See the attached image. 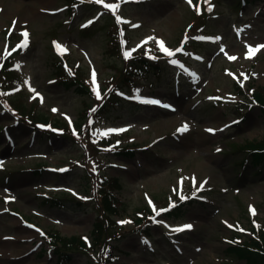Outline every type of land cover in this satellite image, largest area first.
<instances>
[{
  "label": "rangeland",
  "instance_id": "374dc122",
  "mask_svg": "<svg viewBox=\"0 0 264 264\" xmlns=\"http://www.w3.org/2000/svg\"><path fill=\"white\" fill-rule=\"evenodd\" d=\"M134 2L76 4L73 14L67 0H0V68L14 48L25 91L0 100V124L18 126L11 142L0 136V264H246L225 255L236 229L247 239L253 222L264 226V165L260 172L244 173L241 150L244 139L264 140V114L251 98L256 87L264 89V47L258 48L264 46V0ZM103 3L117 4L110 10L130 19L117 16L126 28L123 53L157 58L162 71L138 80L146 84L142 90L112 91L119 104L97 111L92 94L58 82L55 62L66 53L70 63L83 64L87 78L94 69L102 94L119 78L128 58L112 49L113 18ZM204 6L210 13L205 17L198 14ZM23 38L27 43L20 46ZM54 39L61 42L55 53ZM34 100L37 121L52 119L51 127L58 128L71 124L77 139L44 134L15 117L11 107L18 105L25 115ZM91 108L96 113L90 141L98 149L86 151L79 140L86 136L81 125ZM185 125L186 131H178ZM31 133L35 141L27 142ZM104 137L119 146L137 143L143 150L134 158L111 154L109 146L101 149ZM90 155L96 176L107 172L119 179L123 203L112 215L119 223L109 226L111 238L104 242L111 244L103 250L94 242L85 250L65 248L71 259L64 261L43 233L92 235L100 218L85 164ZM104 161L113 165L103 166ZM72 162L79 167L61 175L31 169L42 164L66 169ZM8 171L13 175L7 179ZM52 187H60L56 196L65 206L36 195ZM176 191L196 200L165 213ZM73 194L90 204H71ZM154 207L158 224L150 226V236L134 231L139 215ZM188 224L190 229L175 231ZM112 252L116 258L110 259Z\"/></svg>",
  "mask_w": 264,
  "mask_h": 264
},
{
  "label": "trees",
  "instance_id": "16d2710c",
  "mask_svg": "<svg viewBox=\"0 0 264 264\" xmlns=\"http://www.w3.org/2000/svg\"><path fill=\"white\" fill-rule=\"evenodd\" d=\"M137 61H141V64L136 63ZM139 68V69H138ZM148 71H152L153 73H159L160 69H162L161 65L157 61H149L144 58L136 59V61L133 63V66L129 68V72L127 75L129 76H140L141 69ZM69 77H65L64 82L62 85H65L66 87H71L76 84H73L71 81H69ZM78 90H84L86 92V87L84 84L80 83L77 84ZM256 98H258V103L262 107V111L264 114V91H257L256 92ZM1 134L0 136H2ZM55 136V135H52ZM243 147H241V150L246 152L245 160V170L244 173L248 174L249 171L256 170L259 171V168L264 164V141L253 139V141H250L248 139L243 142ZM117 155H120L121 157L125 156H131L133 157L135 155L134 152L128 151V150H122L117 149L116 150ZM243 173V172H242ZM91 175H89L91 184L94 183L95 178H97L92 172H90ZM45 175H48L45 172ZM118 177L115 176V178L110 177H104L101 179L100 182H96L95 184V191H98L101 193V196H96L98 204L96 203L97 210L99 212V220L97 221V226L95 230L92 232V242L94 244H100L101 250L105 248V242L104 237L110 236V228L109 226H114L115 222L112 219L113 214H117V206H119L120 200L118 199L117 194L115 193V189L119 187L118 185ZM46 200L54 201L60 206H65L67 203L62 202L61 199L52 196V198H47ZM72 203H78L81 205L83 202L81 200L76 199H68ZM174 210L179 209V206H175L173 208ZM108 211H112L108 212ZM141 222V219L139 220ZM140 227V226H139ZM137 228L139 231L141 228ZM149 227H145L147 229ZM259 229V228H258ZM47 238L50 241L51 246L53 249H55V253H59V257L61 260L69 261L71 259L70 254L66 251L67 249L70 250H76L77 247H80L79 250H85L87 248V242L86 238L84 237H67V236H61L59 233H48L46 234ZM257 238H249L247 241H242L240 238H238L237 244L232 245L228 248V253L233 258H243L246 259L247 264H264V229L260 228L256 235ZM67 248V249H65Z\"/></svg>",
  "mask_w": 264,
  "mask_h": 264
},
{
  "label": "snow or ice",
  "instance_id": "6c2138e0",
  "mask_svg": "<svg viewBox=\"0 0 264 264\" xmlns=\"http://www.w3.org/2000/svg\"><path fill=\"white\" fill-rule=\"evenodd\" d=\"M97 2H98V3H101V2H103V0H97ZM189 2H191V0H189ZM204 2L207 3L208 0H204ZM105 7L109 8V9H116V8H118V5H117V4H106ZM14 23H15V22H14ZM22 35L25 36V37H27L28 34H27L26 32H24V33H22ZM200 39H211V38L200 37ZM214 39H215V40H220L221 38H220V37H215ZM259 47H264V46H258V48H259ZM160 48H161L165 53H167L169 56L172 55V53L169 52V50H168L167 48L164 47L163 43L160 44ZM258 48H257V49H252V48H250L249 51H250V52H253V51L258 50ZM222 50H223V49H222ZM177 51H179V49H177ZM124 55H125V58L127 59V58H129L130 53L126 51V52L124 53ZM229 58H230V59H236L235 56H231V57H229ZM170 62L173 63V64L177 63V61H175V60H171ZM92 78H93V81L95 82L96 73H95V70H94V69H93V71H92ZM3 94H4V93H0V95H3ZM96 94H97V96H98V98H99L100 93L97 92ZM146 102H150V103H158V101H146ZM166 107H167V106H166ZM54 111H56V110L54 109ZM181 130H182V131H186V130H187V126L185 125L182 129H179L178 131H181ZM110 131H116V130H110ZM209 131H211V130H209ZM104 134L106 135L107 133H104ZM182 199H183V197H182ZM162 211H163V210H162ZM121 223H123V222H121ZM191 227H192V225L188 224V225H184L182 228H177V229H175V231H182V230H184V229H190Z\"/></svg>",
  "mask_w": 264,
  "mask_h": 264
}]
</instances>
